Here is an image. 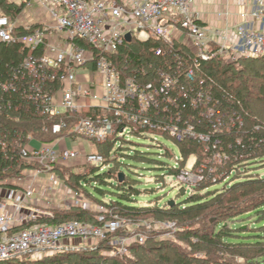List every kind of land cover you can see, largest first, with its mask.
<instances>
[{
    "label": "built area",
    "instance_id": "obj_1",
    "mask_svg": "<svg viewBox=\"0 0 264 264\" xmlns=\"http://www.w3.org/2000/svg\"><path fill=\"white\" fill-rule=\"evenodd\" d=\"M263 4L264 0H256L252 11L238 14L237 24L228 20L224 27L201 22L193 9L194 0H130L125 5L116 0H23L16 4L24 8L15 18L1 15L0 45L20 44L29 51L11 80L0 82L2 91L8 92L22 82L23 96L50 118L79 114L88 108L111 117L81 118L73 127V138L61 136L52 143L29 138L20 154L28 167L20 178L0 181V186L12 187L0 213V262L24 257L41 259L63 249V242L104 241L120 228L119 222L105 221L104 206L96 209L99 225L70 221L49 226L36 223L37 216L25 215L36 183L47 176L49 184H57L53 169L81 158L75 148H64V143L70 146L78 137L104 143L119 127L121 137L132 135V128L138 127L174 137L177 142H197L202 145L204 161L195 173L193 169L179 170L176 179L185 185L202 183L206 170L215 173L230 162L219 135L234 128L237 119L221 110L211 88L204 80L196 79L192 69L182 68L184 64L179 60L175 71L168 62L172 52L158 49L154 52L162 56V65H142L137 70L146 75L154 69L153 81L144 82L128 75L127 67L120 69L112 56H117L125 44L154 41L183 46L196 61L234 62L263 57ZM25 9L31 20H24ZM34 27L31 33L16 34L18 29ZM189 110L197 114L186 116ZM62 129V123H55L52 134L59 135ZM261 141L264 146V138ZM84 158L96 166L105 162L98 153L85 154ZM19 188H24L23 193L15 198ZM74 204L82 207L79 201ZM8 206L13 208L10 212L6 211ZM116 243L119 245L109 251L112 257L124 256L132 244L143 243V239L129 236Z\"/></svg>",
    "mask_w": 264,
    "mask_h": 264
},
{
    "label": "trees",
    "instance_id": "obj_2",
    "mask_svg": "<svg viewBox=\"0 0 264 264\" xmlns=\"http://www.w3.org/2000/svg\"><path fill=\"white\" fill-rule=\"evenodd\" d=\"M23 8L24 5L0 0L2 15L9 14L15 18ZM35 28L37 27L31 30L18 29L16 34H28ZM79 43L86 47L84 42ZM158 49L172 52L167 54L168 62L173 64L175 71L179 60L184 64V69H192L196 79L204 80L205 84L211 88L221 110L227 116L231 115L237 119L234 128L223 131L219 135L224 146V153L231 156V161L218 167L215 173L206 170L204 181L194 187L192 193L182 202L170 207L145 206L134 199L140 192L131 185L130 178L125 172L117 171L115 167L116 163L118 167L121 166L117 159L123 156L121 152L125 150V147L133 145L132 142L126 141L125 137L118 135L121 127L116 128L115 134L106 142H92L100 150L99 155L104 157L105 162L100 166L88 164L89 167L86 169L71 171L69 175L71 180L75 181V188L82 190L93 201L105 207L107 211V215H104L105 221H110L115 215L131 219L132 222L146 215L175 221L178 225L175 232L181 236L180 239L187 244L190 251L186 252L180 247L167 245L157 239V233L148 232L145 234L147 240L144 243H134L129 247L126 255L120 257L103 255L102 251L111 250L109 243L115 237L125 235V232L117 231L108 235L107 240L100 241L98 249L86 253H74L72 256L75 259L68 264H264V226L259 229L263 232L258 233L249 225L251 222L249 217L253 214L259 217L264 216V175L248 173L252 168H257L254 167L256 164L264 166V146L261 141L264 138V122H262L264 117L261 111V107H264V56L253 59L241 58L234 62L222 59L209 62L196 61L183 46L178 44L169 46L152 41L145 44L138 42L125 44L120 48L117 56H112V59L120 69L127 67V74L134 79L149 82L153 81L154 69L146 75L137 73V70L142 68V65L155 68L162 65V56H157L154 52ZM28 54L29 51L20 44L0 45L1 83L11 80L13 72ZM259 64L263 67H259ZM22 92V82L16 83L15 88L8 92L0 89V181L18 179L23 170L28 167V163L21 159L20 154L30 137L40 143H52L61 136L73 138L75 137L72 133L73 127L81 118L111 117L109 113L88 108L79 114L66 113L60 118H50L42 114L39 107L26 99ZM191 113L197 114L190 110L184 114L187 116ZM227 116L226 121L229 122ZM55 123L63 124L59 135L52 134ZM146 133L162 135L138 127L132 128V134L135 136L142 137ZM118 143L120 146L110 160L111 153ZM176 144L183 158L198 154L199 163L204 161L201 144L197 142H177ZM232 156H235V159H232ZM181 167L183 166L179 165L178 168L167 170L171 176H176ZM59 171L57 166L53 169L54 173ZM120 173L125 175L122 182L119 181ZM214 177H221V180L218 182L216 179L215 183H212L211 180ZM226 177L229 179L225 182L223 179ZM113 181L117 185L115 186L118 190L117 201H99L88 190L91 184L113 186ZM215 185H222V187L211 190ZM95 189L100 191L97 187ZM98 216L79 206H74L69 210H52L49 216L41 218L36 223L57 226L78 221L99 225ZM246 220L249 223L242 228ZM237 257L243 258L244 262L238 263ZM18 261L21 262L20 264L33 262L25 257L20 260L0 262V264H15L19 263Z\"/></svg>",
    "mask_w": 264,
    "mask_h": 264
},
{
    "label": "rangeland",
    "instance_id": "obj_3",
    "mask_svg": "<svg viewBox=\"0 0 264 264\" xmlns=\"http://www.w3.org/2000/svg\"><path fill=\"white\" fill-rule=\"evenodd\" d=\"M240 3L244 8L243 11L250 12L256 7V0H241ZM0 15H2L1 12ZM5 16L11 18L9 14ZM258 66L263 67L260 64ZM261 111L264 117V107H261ZM262 122H264V120H262ZM165 136L146 133L142 137L132 134L126 135L124 138L126 141L132 142L133 145H127L125 147V150L121 152L123 156H120L119 159H117V162H119L121 166L118 167V163H116L115 167L117 168V171L119 170L125 172V174L131 180V185H134L135 188L140 192L134 197V199L137 200L140 205H149L153 207H170V202H174L173 205H175V203L182 202L187 198L188 195H190V193H192L193 188L199 185L193 183H188L186 185L181 184L176 179L180 171L176 176L170 175L167 169L178 168L179 165L183 166L181 167L182 169H193V172L195 173V170L200 167L203 161L199 163L200 156H198V154H193L189 157L183 158L180 148L178 144H176V138ZM63 146L64 148H75V150L81 154V158L75 161L61 163L57 166L60 170L54 175L57 180V184L50 183V188L45 189L46 193L50 194L51 201L55 203L54 207H48L50 214L52 210L55 209L69 210L71 207L76 206L74 203H77V201H79L81 203L80 205L82 206H79L80 208L86 211H90L93 214H97L99 215L98 217H100V214H98L96 209L98 206L102 205L97 203L96 201H93V199L87 196L86 193H83L82 190L76 189L74 185L75 181L71 180L69 175L71 171H77V169H86L87 167H89L88 164L90 163H87L85 161L84 155L91 153L99 154L100 150H98V148H96V145H94L91 141H88L87 139L81 137L73 140L70 146L65 143L63 144ZM119 146L120 143L115 145L114 151L111 153V156L109 158L110 160L115 155V152L119 148ZM202 157L204 158L203 154ZM255 166L257 168H252V170L248 171V173L252 172L253 174L257 173L264 175V166H261V164H256L254 165V167ZM208 171L210 170L208 169ZM204 175L205 174L203 173V178ZM216 179L219 182L221 180V177H215L211 180V182L215 183ZM112 184L113 186H96L95 184H91V186L88 187V190L92 194V196L99 201H117L118 190L115 188V186L117 185L114 181L112 182ZM96 187L101 192L96 190ZM221 187L222 185H215L211 188V190H217ZM53 189L57 191H53ZM58 206L60 207L58 208ZM42 213H45V209L42 210ZM105 215H107V211L105 212ZM40 219L41 218H39L38 220ZM110 220L120 223V228L117 231L125 232V235L118 234L119 236L114 238L112 242H115V245L112 244V242L109 243L111 249L114 246L119 245V243H116L119 238L121 239L124 237L132 236L136 237L137 239H143L144 243L147 240V236L145 234L148 232H155L157 233V239L163 241L165 244L180 247L183 251L186 252L190 251V249L187 247V244L180 239L181 236L177 235L175 232L178 225L175 223V221L169 220L168 218L152 217L151 215H146L136 222H132L131 219L122 218L119 215H115ZM246 221L247 222L243 223L242 228L246 226L245 224H248L250 222L249 225L251 226V228L257 230L258 233L263 232V230L259 229L264 226V216L259 217L256 214H253L249 217V222L248 220ZM99 245L100 241L97 240H91L88 242L69 240L62 243L63 249H61L60 247L56 252L45 255L41 259H32L33 262H29L28 264H68L69 261H73L75 259V257L72 256L74 253H86L92 250H96L99 248ZM102 254L110 256L109 251H102ZM44 257H49V259H44ZM236 261L238 263H243L244 259L237 257ZM18 262L19 263L15 264L21 263L20 261Z\"/></svg>",
    "mask_w": 264,
    "mask_h": 264
},
{
    "label": "crops",
    "instance_id": "obj_4",
    "mask_svg": "<svg viewBox=\"0 0 264 264\" xmlns=\"http://www.w3.org/2000/svg\"><path fill=\"white\" fill-rule=\"evenodd\" d=\"M23 0H9L11 3L19 4ZM120 4L125 5L130 0H116ZM241 0H194L193 9L197 14L199 20L203 23H212L219 26H225L227 21L230 23H237L238 14L243 11V6L241 5ZM248 5V4H247ZM25 21L31 20V15L25 9ZM219 15H221L219 17ZM47 176H43L37 183L35 187V194L32 203L25 210V215L28 217L37 216L39 218L49 216L50 212L48 207H54L55 203H53L50 199V194L46 193L45 189L50 188V184L48 183ZM26 185V184H24ZM24 188L16 189L14 192V197L21 196ZM12 191V187L10 185H1L0 186V213L2 211L1 207L6 202V198L9 193ZM57 191V190H55ZM60 207V206H59ZM13 208L8 206L6 211L10 212ZM45 209V213H42V210ZM47 210V211H46ZM52 210V209H50Z\"/></svg>",
    "mask_w": 264,
    "mask_h": 264
},
{
    "label": "water",
    "instance_id": "obj_5",
    "mask_svg": "<svg viewBox=\"0 0 264 264\" xmlns=\"http://www.w3.org/2000/svg\"><path fill=\"white\" fill-rule=\"evenodd\" d=\"M126 39H127V41H130L131 37L128 35V36L126 37ZM124 177H125L124 174H123V173H120V174H119V181L122 182V181L124 180ZM173 204H174V202H170L169 205H170V206H173Z\"/></svg>",
    "mask_w": 264,
    "mask_h": 264
}]
</instances>
